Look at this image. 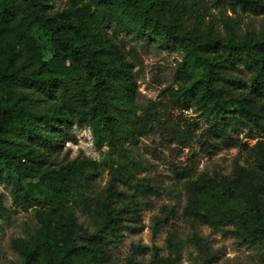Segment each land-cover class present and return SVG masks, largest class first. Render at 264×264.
I'll return each instance as SVG.
<instances>
[{"label":"trees","instance_id":"trees-1","mask_svg":"<svg viewBox=\"0 0 264 264\" xmlns=\"http://www.w3.org/2000/svg\"><path fill=\"white\" fill-rule=\"evenodd\" d=\"M72 1L83 3V8L64 13L52 9L56 0H0L1 21L20 19L25 33L39 27L50 35L53 47L46 78L31 75L11 60L0 66V182L14 187L23 206L42 208L40 239L46 264H101L102 236H79L62 202L73 189L86 198L98 167L84 159L52 168L53 155L72 138L75 120L94 121L100 147H118L133 140L136 130L154 117L149 108L138 114L128 63L118 47L108 53L112 45L106 46L104 36L112 32L122 40L145 38L183 49L192 60L191 81L178 89L176 98L184 108L194 104L206 108L231 138L226 124L251 123L264 131V113L253 107L264 96V24L259 33L245 35L228 24L222 34L189 23L186 0ZM216 1L264 13L263 0ZM242 69L249 71L248 81L239 77ZM120 177L132 185L126 175ZM135 186L151 187L144 181ZM236 190L244 200L243 209L222 207L218 192L210 197L204 193L193 210L200 214L203 208L207 221L237 224L246 240L264 239L259 191L244 185ZM93 213L103 219L104 228L121 218L106 195L95 199Z\"/></svg>","mask_w":264,"mask_h":264},{"label":"rangeland","instance_id":"rangeland-1","mask_svg":"<svg viewBox=\"0 0 264 264\" xmlns=\"http://www.w3.org/2000/svg\"><path fill=\"white\" fill-rule=\"evenodd\" d=\"M53 5L64 13L83 8V3L72 0H56ZM186 13L189 23L222 34L228 24L239 35L259 33L264 24V13L216 0H186ZM104 41L112 45L108 53L118 47L128 63L138 114L149 108L154 117L136 130L133 140L118 147H100L94 121L75 120L72 138L54 153L52 168L84 159L98 167L86 198L77 189L62 198L78 235L102 236L101 264H264V239L246 240L237 224L207 221L203 208L200 214L193 210L194 204L218 192L222 207L243 209L238 185L259 191L264 207V131L251 123L226 124L228 138L206 108L183 107L176 92L191 81L192 65L183 49L145 38L122 40L112 32ZM52 49L50 35L39 27L25 33L20 19L0 20V66L11 60L31 75L46 78ZM239 71V77L248 81L249 71ZM253 107L264 113V96ZM122 174L132 185L122 180ZM138 181L152 188H138ZM99 195L109 196L114 209L121 211L117 224L104 228L103 219L94 215ZM41 212L38 205L23 206L14 187L0 182V264H46Z\"/></svg>","mask_w":264,"mask_h":264}]
</instances>
